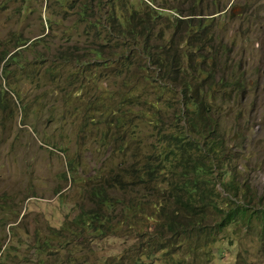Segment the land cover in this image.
<instances>
[{
  "label": "trees",
  "instance_id": "1",
  "mask_svg": "<svg viewBox=\"0 0 264 264\" xmlns=\"http://www.w3.org/2000/svg\"><path fill=\"white\" fill-rule=\"evenodd\" d=\"M53 1L60 14L54 23L62 24L73 15L74 24L70 27L76 29V25H81L78 34L82 45L71 43L70 27L62 28L64 43L54 48L51 32L31 39L10 31L5 42L12 43V49L2 55L5 76L19 79L20 74L10 67L23 65L28 89L47 88L35 99H54V94L60 93L63 111L80 112L84 126L87 122L105 124L94 132H99L101 141L111 139L117 143L119 149L124 132L108 133V127L111 123L115 129L121 127L124 111L134 110V114L147 119L151 115L159 118L165 115L163 105L170 109L174 120L181 115L186 117V127L193 134L189 139L185 138L187 135L183 137L187 141L183 142L177 130L163 133L159 156H132L110 166L101 161L85 170L74 158H65L62 176L82 182L79 212L72 222L48 227L42 236L34 230L37 237L31 244L30 256H35L32 264H89L86 247L105 240L104 236L111 231L104 227L108 221L135 229L137 244L130 243L121 250L117 264H144L154 254L168 249L172 245L170 238L187 239L193 231L199 236H212L229 223L248 225L251 219L264 225V208L251 205L250 191L239 186L232 174L227 180L222 178V172L212 174V157L206 159L199 140L218 149L221 132L210 107L217 97L240 92L244 85L239 63L223 66L227 73L216 77L214 63H220L217 56L229 50L216 40L219 24L212 29L219 21L213 14L223 9L214 8L206 14L204 11L208 3L217 0H175L168 2L169 8L165 0ZM4 3L5 0L0 5ZM164 9L173 10L174 15H166ZM231 16L228 11L226 18ZM48 26L52 31L50 22ZM24 50L35 51L32 61L21 57ZM109 75L122 79L116 84L114 100L107 104L105 100L111 93L105 91V81ZM7 87L18 98L24 95L16 83H7ZM24 101L23 108H27V99ZM42 106L43 103L38 106L39 110ZM156 121L162 122L160 118ZM85 129L77 127V131ZM101 166L109 167L104 174H99ZM81 173L83 176L79 177ZM214 180L225 193L221 203ZM111 191L117 192L116 196L110 195ZM148 204L155 207V212ZM141 223L144 229L136 225ZM11 226L17 228L16 224ZM145 235L149 237L144 238ZM83 240L89 243L86 245ZM103 264L110 262L103 258Z\"/></svg>",
  "mask_w": 264,
  "mask_h": 264
},
{
  "label": "rangeland",
  "instance_id": "2",
  "mask_svg": "<svg viewBox=\"0 0 264 264\" xmlns=\"http://www.w3.org/2000/svg\"><path fill=\"white\" fill-rule=\"evenodd\" d=\"M168 2L171 4L175 0H165V6L169 8ZM214 8L223 9L219 14H213L214 19L219 20L212 26L214 30L219 24L216 40L229 48L223 55L217 53L220 63H214L216 77L227 73L228 69H222L223 66H238L239 63L244 73V85L240 92L217 97L210 107L211 116L216 119L221 132L218 149L207 146L201 138L199 140L206 159L212 157V174L216 176L222 172L225 180L232 174L239 186L250 191L251 205L264 208V0H217L214 4L208 3L204 13H211ZM228 11L232 12L229 19L226 18ZM164 13L174 15L170 9H164ZM59 16V7L53 0H5L4 5H0V264L34 263L35 256H30L32 241L37 237L34 230L42 236L48 227L57 228L61 222H72L79 212L77 205L82 201V182L62 176L65 158H74L85 170L101 161L110 166L130 160L132 156H159V139H163V133L177 130L182 138L187 135V139L193 134L186 127V117L175 118V123L170 109L163 105L165 115L159 117L162 122H157L159 118L152 115L147 119L134 114V110L124 111L122 126L115 129L111 123L108 127V133L109 130L124 132L119 149L117 143L109 138L101 141L99 132H94L103 129L105 124L87 122L84 126L80 112L63 111L60 93H55L54 99H35L34 96L47 88L28 89L30 85L23 76L26 73L23 65L21 68L14 64L10 67L20 74L19 79L5 76L2 55L12 49V43L5 42L9 32H20L31 39L51 32L49 37L54 48L56 44L64 43L62 28L74 24L73 15L62 24L54 23ZM80 28L81 25H76V29L70 27L71 43L76 41L78 46L82 45L78 34ZM35 51L24 50L21 57L32 61ZM121 79L112 75L107 77L105 91L111 95L105 103L114 100V90ZM10 82L21 87L22 98L9 91L7 83L11 85ZM25 98L27 108H23ZM33 106H37V110ZM78 126L86 129L77 131ZM89 128L93 130L89 131ZM185 138L183 142H187ZM108 168L101 166L99 174H104ZM82 176L83 173L79 175ZM213 183L220 191L221 203L225 193L220 190L219 183L215 180ZM116 193L111 191L110 195L116 196ZM148 205L155 212V207L152 209ZM13 224L17 228H13ZM104 224L111 229L104 241L89 243L83 240L86 245L89 243L85 255L89 264H103V258L110 264H117L121 250L127 249L130 243L137 244L135 229L116 221ZM136 225L145 227L143 223ZM170 241L172 245L168 249L154 254L153 259L144 264H264V225L256 219H251L248 225L229 223L222 232L212 236H199L193 231L187 239L176 237Z\"/></svg>",
  "mask_w": 264,
  "mask_h": 264
}]
</instances>
